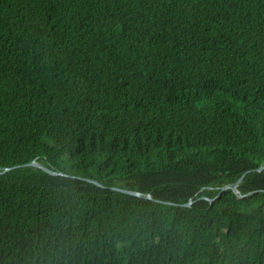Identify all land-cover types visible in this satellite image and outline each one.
<instances>
[{"label": "trees", "instance_id": "16d2710c", "mask_svg": "<svg viewBox=\"0 0 264 264\" xmlns=\"http://www.w3.org/2000/svg\"><path fill=\"white\" fill-rule=\"evenodd\" d=\"M262 166L264 0H0V264H264Z\"/></svg>", "mask_w": 264, "mask_h": 264}, {"label": "water", "instance_id": "95a60500", "mask_svg": "<svg viewBox=\"0 0 264 264\" xmlns=\"http://www.w3.org/2000/svg\"><path fill=\"white\" fill-rule=\"evenodd\" d=\"M24 166H26V167H34V168H38V169H41V170L47 172L48 174H50V175H54V176H56V175H61V174H58V173H55V172L50 171L49 169L45 168L42 164H40L39 162H36V161H32V162H30V163H28V164H25ZM10 170H11L10 168H6V169H4V170H2V171L0 172V175L6 174V173H7L8 171H10ZM263 170H264V166L260 167L257 171H258V172H261V171H263ZM243 181H244V178L242 177V178L239 179L236 183H234V184H230V185H227V186L222 187V188L220 189V191L218 192L217 197H219V196L221 195V193H222L223 191H225L226 189H228V188H230L234 193H237V189H236V187H237L240 183H242ZM90 182L96 184V185L99 186V187H102L101 184H99V183H97V182H95V181H91V180H90ZM113 190H114V191H117V192H123V193H126V194L134 195V196H138V195H139V194L136 193V192L123 190V189H120V188H117V187L113 188ZM149 198H150V197L148 196L147 199H149ZM202 198H203V199H206V197H202ZM191 205H192V202H188L187 204H183V206H185V207H189V206H191Z\"/></svg>", "mask_w": 264, "mask_h": 264}]
</instances>
